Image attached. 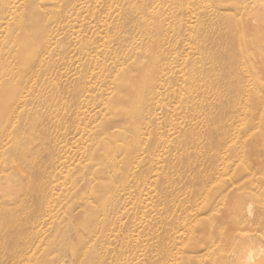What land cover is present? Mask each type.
<instances>
[{
  "label": "rangeland",
  "instance_id": "rangeland-1",
  "mask_svg": "<svg viewBox=\"0 0 264 264\" xmlns=\"http://www.w3.org/2000/svg\"><path fill=\"white\" fill-rule=\"evenodd\" d=\"M259 253L264 0H0V264Z\"/></svg>",
  "mask_w": 264,
  "mask_h": 264
},
{
  "label": "bare ground",
  "instance_id": "bare-ground-1",
  "mask_svg": "<svg viewBox=\"0 0 264 264\" xmlns=\"http://www.w3.org/2000/svg\"><path fill=\"white\" fill-rule=\"evenodd\" d=\"M136 73H140V72H136ZM136 73H131V75H132V77L133 78H136L137 77V75H136ZM130 75V76H131ZM130 76H128V78H126L125 79V81H124V85L127 87V88H132V86H134V82H133V78L132 77H130ZM119 98H121V97H119ZM132 103H134V102H132ZM123 107V106H122ZM123 109V108H122ZM123 110H125V109H123ZM128 114V113H127ZM102 193V192H101ZM106 195V194H105ZM108 195V194H107ZM250 205V204H249ZM253 205V204H252ZM250 215H252V214H250ZM248 216V215H247ZM251 222V221H250ZM248 236V235H247ZM249 236H250V234H249ZM243 237H245V236H243ZM247 238H249V237H247ZM248 240V239H247ZM258 243H260V242H258ZM261 244V243H260ZM244 247V246H243ZM247 248V247H246ZM245 248V249H246ZM260 248H261V246H260ZM240 249V248H239ZM262 252V251H261ZM240 253V252H239ZM251 254H252V252H251ZM260 254H262L263 255V253H259V255ZM247 255H249V253L247 254ZM246 255V257H249V256H247ZM258 255V256H259ZM262 255H260V260H259V262H257V263H260V262H262L264 259H263V257L261 258V256ZM264 256V255H263ZM257 257V256H256ZM244 258V257H243ZM258 258V257H257ZM246 258H244V260H245ZM249 259L250 260H253L254 258H252L251 256L249 257ZM263 259V260H262ZM247 260V259H246ZM257 261H258V259H256ZM228 262V261H227ZM239 262V261H238ZM256 262H255V260H253V263L252 264H255ZM243 264H248V262H245V263H243ZM260 264H263V262L262 263H260Z\"/></svg>",
  "mask_w": 264,
  "mask_h": 264
}]
</instances>
